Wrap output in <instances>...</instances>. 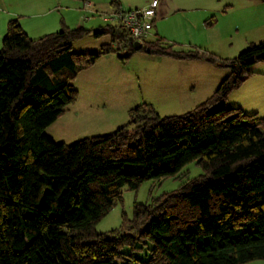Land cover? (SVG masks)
I'll use <instances>...</instances> for the list:
<instances>
[{
  "label": "trees",
  "instance_id": "1",
  "mask_svg": "<svg viewBox=\"0 0 264 264\" xmlns=\"http://www.w3.org/2000/svg\"><path fill=\"white\" fill-rule=\"evenodd\" d=\"M111 5L118 8L115 0ZM91 32L62 23L33 39L18 18L7 22L0 49V264L264 260V113L247 114L227 101L253 74L252 65L264 61V39L230 59L177 50L162 38L144 40L140 52L201 59L229 73L184 113L160 115L142 102L110 133L55 142L44 130L77 101L72 80L116 50L117 41L127 49L121 61L137 52L135 40L112 24L93 31L111 38L99 51H72ZM192 162L201 174L150 203H136L111 237L95 229L122 200V187L137 190L146 180L176 177ZM136 249L147 250V260Z\"/></svg>",
  "mask_w": 264,
  "mask_h": 264
},
{
  "label": "rangeland",
  "instance_id": "2",
  "mask_svg": "<svg viewBox=\"0 0 264 264\" xmlns=\"http://www.w3.org/2000/svg\"><path fill=\"white\" fill-rule=\"evenodd\" d=\"M35 1L41 3L40 9H36V5H33ZM111 1L112 0H0V16H9L8 19H10L13 18V14L18 15L19 13L23 15L24 18H28L29 23H38L40 21L51 33L61 28L60 22L62 20H64L65 25L68 27L76 26L75 23L80 20L83 22V27L91 29L92 32L84 38L75 41L72 44V51L96 52L100 50L102 44L110 42L111 38L109 34L95 37L93 31L109 24L116 25L110 21H105L102 17L104 13L109 14L115 9L111 7L115 6L111 5ZM115 1L116 3L119 2L121 9H129L143 2V0ZM173 1L182 3L180 5H185L182 8L184 10H173L162 23L160 22L157 25V27L159 31L161 33L163 32L169 39V44H172L174 49L185 51L206 50L219 58L230 59L242 51L248 45L247 43L252 42H247L246 45L242 38H238L232 32L228 24L229 17L221 18L216 15V22L214 16L210 17L209 13L206 14V7L215 5L217 3L215 0ZM148 5L149 4L144 6V8ZM36 16L39 18H36ZM238 16H240V12L234 13L233 15V17ZM213 18H215L213 24L215 22L216 24L214 26H207L206 20L212 21ZM54 22H56L55 25ZM154 30L155 28L153 27L149 33H153ZM50 31L47 33H50ZM153 39H156V37H153ZM153 39L147 37L145 40ZM1 40L2 36H0V49L2 47ZM112 47L116 50L110 52L111 56L115 57L120 62L121 66H123L122 70L116 72L117 76L111 83H114L112 86L114 97L116 98L114 104L108 106V110L101 112L103 115L98 113L96 118L89 117L92 112L88 111L84 105L85 109H80L78 114L65 112L59 117L56 123L47 129V131L54 136L55 140L53 141L70 144L84 137L110 133L116 129V125L119 124L121 126L127 123L129 120V109L142 102L151 104L160 115H173L181 111L182 107L175 104V100L180 101L183 92L175 91L177 95L172 96L173 90L171 89L170 96H168L169 88L165 87L169 82L175 88V82L172 81L176 79V75H173V72H177V75L181 73L180 68L174 66L175 64H180L177 59L167 56L148 55L137 51L125 61H121L118 56H125L127 54V49H125L119 41L115 42ZM196 64L202 63L199 62ZM212 65L215 67L210 65V69L217 70L216 68H218V70H226V72L229 73V68L227 67H221L216 64ZM251 70L253 74L250 76L255 75L254 71L264 73V61H256L252 65ZM204 73V71L202 72L200 70L191 71V74H195L198 77V81L199 77L203 76ZM74 80L75 79L72 80V84H77L74 83ZM254 80L257 81L252 85L253 88H250V90L253 91L254 89V91L257 92L262 91V88H264V77L255 76ZM194 89L195 90L191 91L197 94L199 90L198 85ZM102 93L105 92L102 91ZM243 97L244 96H240L239 93L237 100H240V98L243 99ZM81 105L82 103L78 102L74 107H80ZM122 108H124L123 111L121 110ZM263 113L264 108L258 114L263 115ZM201 173V168L192 162L186 165L176 177L164 178L162 180H146L142 182L137 190H131L125 186L122 187V200L118 201L111 208L109 213L95 225V229L111 237V231L118 229L122 224L123 215L128 219L132 218L133 207L136 203H150L154 198L159 197L165 192L176 189L180 184L189 181L191 178ZM124 251H128V249L124 248ZM135 252L136 256L141 260H147L149 254L147 250L136 249ZM246 264H264V260L256 259Z\"/></svg>",
  "mask_w": 264,
  "mask_h": 264
},
{
  "label": "crops",
  "instance_id": "3",
  "mask_svg": "<svg viewBox=\"0 0 264 264\" xmlns=\"http://www.w3.org/2000/svg\"><path fill=\"white\" fill-rule=\"evenodd\" d=\"M151 2L152 0H143L142 3L130 7L129 9L144 8V6L150 4ZM215 2H217L215 5L206 7V14L209 13L210 17L214 16L216 18V22L217 16L221 18L229 17L228 24L230 25V29L238 38H242L245 44L250 41L258 42L259 40L264 39V1L215 0ZM180 4L182 3H176L173 0H159L155 9L156 14L152 25V29L154 27L155 30L153 33H149L147 37H150V39H153V37L162 38L169 43V39L163 34V32L161 33L159 31L157 25L160 22L162 23L163 20L167 18L169 13L173 10H184L182 8L185 5ZM33 5H36V9L41 8V3L37 1H35ZM116 6L121 7L119 2L116 3ZM111 7L113 9L115 8V6ZM233 11L240 12V16L233 17L234 13H237ZM12 16L13 18H18L22 28L30 38L34 39L41 37L45 34H48L47 32L50 31L46 29L45 25L39 20L38 23H29L28 18H24V16L20 15L19 13L18 15L13 14ZM8 18L9 16H0V36H3L6 31V25L9 20ZM36 18L39 17L36 16ZM216 22L211 26H214ZM62 23H64V20L60 22V27L62 26ZM55 24L56 22H54V25ZM75 25L76 26L73 27L83 26V22L79 20L75 23ZM178 61L180 64H175L174 66H178L181 70V73L177 75V72H173V75H176V79L172 81L175 82V88L169 82L165 87L169 88L168 96H170L171 89L173 90L172 96L177 95L175 91L183 92L181 95V100H175V104L182 107L181 111L178 113L181 114L191 110L196 105L207 99L215 91L222 79L228 75V72H226V70H218V68H216L217 70L210 69V65L212 67L215 66L205 60L191 61L190 59H186ZM199 62L202 64H196ZM122 67L123 66H121L120 62L115 57L111 56L110 53H108L101 56L93 66L81 71L74 80V83L77 84H73L78 90V100L73 105L69 106L66 112L78 114L80 109H85V106L88 111L92 112L89 117L96 118L98 113L103 115L101 112L108 110V106L114 104V100L116 99L114 97V90L112 88L114 83H111L117 76L116 72H118V70H122ZM195 70L205 72L203 76L199 77V81L195 74H191V71ZM254 74V76H250L247 80H245V82H243L240 87L232 90L227 97V101L230 105L240 108L244 113H259L264 108V88H262V91L258 92L254 91V89L253 91L250 90V88H253L252 85L257 81L254 80L255 76L264 77V73L254 71ZM197 85L199 90L196 94L191 90H195L194 88L197 87ZM102 91L105 93H102ZM239 93L240 96L244 97L243 99L240 98V100H237ZM78 102L82 103V105L80 107L76 106L77 108L74 107ZM124 108L121 110L123 111ZM58 120L59 118L45 128L46 134L52 140H55V138L50 132L47 131V129H49ZM116 126V128H118L120 125L118 124Z\"/></svg>",
  "mask_w": 264,
  "mask_h": 264
},
{
  "label": "built area",
  "instance_id": "4",
  "mask_svg": "<svg viewBox=\"0 0 264 264\" xmlns=\"http://www.w3.org/2000/svg\"><path fill=\"white\" fill-rule=\"evenodd\" d=\"M157 4L158 0H153L145 8L121 9L118 7L109 14L104 13L102 17L105 21L118 25L135 41L143 43L152 29Z\"/></svg>",
  "mask_w": 264,
  "mask_h": 264
},
{
  "label": "water",
  "instance_id": "5",
  "mask_svg": "<svg viewBox=\"0 0 264 264\" xmlns=\"http://www.w3.org/2000/svg\"><path fill=\"white\" fill-rule=\"evenodd\" d=\"M142 47V43L140 41L134 42V50L139 51V49Z\"/></svg>",
  "mask_w": 264,
  "mask_h": 264
},
{
  "label": "bare ground",
  "instance_id": "6",
  "mask_svg": "<svg viewBox=\"0 0 264 264\" xmlns=\"http://www.w3.org/2000/svg\"><path fill=\"white\" fill-rule=\"evenodd\" d=\"M153 1V0H152Z\"/></svg>",
  "mask_w": 264,
  "mask_h": 264
}]
</instances>
